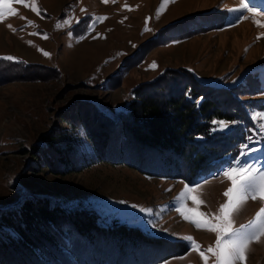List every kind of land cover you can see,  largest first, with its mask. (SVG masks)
<instances>
[{
	"label": "rangeland",
	"instance_id": "obj_1",
	"mask_svg": "<svg viewBox=\"0 0 264 264\" xmlns=\"http://www.w3.org/2000/svg\"><path fill=\"white\" fill-rule=\"evenodd\" d=\"M35 2L39 15L31 10V0H27L29 7L14 2L16 15L0 22V60L4 61L0 64V264H85L89 260L83 254L91 246L76 241L66 217L60 222L65 223L61 231L66 243L58 244L59 252L53 250V255L40 253L36 246L30 252L18 245L2 247L1 243L10 242L8 236L17 237L3 219L11 211L19 212L26 200L91 211L104 227L125 226L162 240L156 248L139 245L126 263L144 255L174 254L157 264H204L181 237L191 235L203 250L215 244L216 236L184 220L176 211V197L185 184L203 185L205 203L199 210L214 213L225 202L223 193L230 186L223 170L237 160L264 169L260 127L264 123V27L247 12V19H239L240 12L229 11L238 8L240 0ZM253 3L264 7V0ZM96 17L106 19L95 21ZM146 18L149 31L144 30ZM255 19L264 24V15ZM65 20L70 24H63ZM7 56L17 59H3ZM18 61L34 64L33 73L15 64ZM180 71L225 91L220 95L225 98L221 99L224 108L242 115V122L227 121L229 128L222 131L212 122V132L239 129L242 134L237 135L244 141L233 160L194 183L187 177L143 173L141 166L147 164L137 156V145L119 129V116L137 87ZM153 161L147 166L150 171L158 169ZM187 205L192 207V202ZM262 206L260 200H248L235 216L234 226L247 224ZM95 236L97 256L96 250L105 242ZM183 248L184 254L175 255ZM110 253L105 264H121L118 251ZM100 263L95 258L94 264ZM246 264L260 261L247 256Z\"/></svg>",
	"mask_w": 264,
	"mask_h": 264
},
{
	"label": "trees",
	"instance_id": "obj_2",
	"mask_svg": "<svg viewBox=\"0 0 264 264\" xmlns=\"http://www.w3.org/2000/svg\"><path fill=\"white\" fill-rule=\"evenodd\" d=\"M3 62L0 60V64ZM15 64L22 65L28 73H33L36 67L22 61ZM185 74L184 71L168 72L153 82L137 87L133 92L134 99L119 116V120L122 118L119 129L127 141L137 145L140 160L145 161L147 166L151 161H156L152 163L157 164L158 169L150 171L147 166H141L143 173L187 177L194 183L233 160L239 145L244 141L237 135L242 134L239 129L228 134L212 132V122H242V115L240 111H234V108H224L225 103L221 99L225 98L220 95L225 91L205 86ZM107 121L115 122L110 119ZM113 141L115 142V138ZM114 142L112 145H115ZM118 149L122 153L121 145ZM61 217H66L69 221L77 237L76 241L91 246V250L84 251L85 254L79 249V252L82 251L89 258L85 260V264H94L95 258L100 260V264H105L112 249L118 251L119 258L122 257L121 264H130L126 260L129 255L133 256L139 245L156 248L155 243L162 241L146 237L141 231L125 226L104 227L91 211L68 210L57 206L51 208L44 200H26L19 212L11 211L3 219L4 225L13 229L17 237L8 236L10 242H3L1 245H18L22 251L27 252H30L31 246H36L40 253L53 255V250L59 252L58 244L66 243V234L61 231L65 223H60ZM95 235H100L106 244L96 250L97 256L94 253ZM109 248L111 250L107 255ZM185 252L183 248L175 255ZM172 255L174 254L159 257L144 255L140 260L135 258L131 264H157ZM35 259L42 260L39 255Z\"/></svg>",
	"mask_w": 264,
	"mask_h": 264
},
{
	"label": "snow or ice",
	"instance_id": "obj_3",
	"mask_svg": "<svg viewBox=\"0 0 264 264\" xmlns=\"http://www.w3.org/2000/svg\"><path fill=\"white\" fill-rule=\"evenodd\" d=\"M14 2L29 7L27 0H0V22L8 15H16V10L11 7ZM103 2L109 3L110 0H103ZM111 2H115V0H111ZM30 6L31 10L39 15V9L36 6L35 0H31ZM160 7H164V4L162 3ZM129 10L131 9L129 8ZM81 11L84 10L82 9ZM229 11L240 12L239 19H247L248 17L244 16V13L247 12L254 18V23L264 27V24H260V21L255 19L264 15V7L257 6L253 3V0H240L239 7L229 9ZM160 14V8H158L156 13L157 18ZM104 19L106 17H96L95 21H103ZM28 23L32 24L31 21ZM147 23L148 19L146 18L145 31L150 30L147 28ZM63 24H70V20L63 21ZM60 26L58 23L57 27ZM9 27L12 28L11 25ZM43 38L46 39L47 34H44ZM43 55L50 56L48 52H43ZM3 59L11 61L17 58L7 56L3 57ZM150 67L154 69L156 67L155 62ZM213 124L218 125V130L221 131L229 128V122L224 120L213 121ZM260 127L264 131V123ZM252 151H255V149H252ZM221 174L225 179L230 181V186L223 193L224 197H226L225 202L219 205L216 212L205 213L199 210L200 206L205 203L202 199L203 185L190 187L185 184L176 197V200L179 202V207L176 208V211L180 216L193 224L197 230L214 233L216 236L215 244L201 250L200 245L191 235L181 238L190 242L191 249L199 254L204 264H209L208 254H211L213 258L212 264H246L251 244L254 242L259 243L261 238H264V206L256 212L252 220L247 224H241L239 227L234 226L235 216L242 210L248 200H260L264 202V169L252 164H241L237 160L227 169L223 170ZM188 201L192 202V207H188ZM132 207L136 208L137 205H132ZM141 211L146 210L141 208Z\"/></svg>",
	"mask_w": 264,
	"mask_h": 264
},
{
	"label": "bare ground",
	"instance_id": "obj_4",
	"mask_svg": "<svg viewBox=\"0 0 264 264\" xmlns=\"http://www.w3.org/2000/svg\"><path fill=\"white\" fill-rule=\"evenodd\" d=\"M263 251H264V238H262V240L258 243V245L255 244L251 248V251L248 253L249 254L248 256H250V257H256L257 259H259L260 264H264V254H263Z\"/></svg>",
	"mask_w": 264,
	"mask_h": 264
}]
</instances>
